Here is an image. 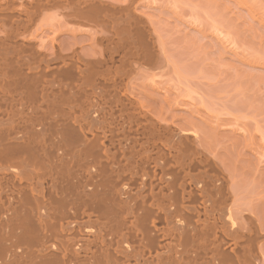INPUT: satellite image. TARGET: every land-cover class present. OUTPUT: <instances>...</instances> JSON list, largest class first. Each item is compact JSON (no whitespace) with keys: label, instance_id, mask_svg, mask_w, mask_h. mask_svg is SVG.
I'll return each mask as SVG.
<instances>
[{"label":"bare ground","instance_id":"obj_1","mask_svg":"<svg viewBox=\"0 0 264 264\" xmlns=\"http://www.w3.org/2000/svg\"><path fill=\"white\" fill-rule=\"evenodd\" d=\"M51 8L103 29L100 49L37 48ZM105 8L0 0V264H264L262 223L220 163L135 98L127 39L145 68L153 55L139 18L107 26Z\"/></svg>","mask_w":264,"mask_h":264},{"label":"rangeland","instance_id":"obj_2","mask_svg":"<svg viewBox=\"0 0 264 264\" xmlns=\"http://www.w3.org/2000/svg\"><path fill=\"white\" fill-rule=\"evenodd\" d=\"M87 1L113 5L102 9L116 11L118 19L107 26L139 18L153 55L145 68L139 41L127 39L140 53L130 58L138 64L131 60L135 98L154 117L198 138L226 171L233 203L257 218L264 233V0ZM35 20L28 37L37 48L74 43L84 55L100 49L96 36L103 29L95 34L89 23H66L57 8Z\"/></svg>","mask_w":264,"mask_h":264}]
</instances>
